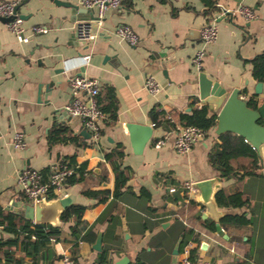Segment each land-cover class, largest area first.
I'll use <instances>...</instances> for the list:
<instances>
[{"label":"crops","instance_id":"obj_1","mask_svg":"<svg viewBox=\"0 0 264 264\" xmlns=\"http://www.w3.org/2000/svg\"><path fill=\"white\" fill-rule=\"evenodd\" d=\"M1 1L19 2L18 13L24 17L29 41H20L0 20V206L5 212L27 218L24 210L31 204L18 183V173L26 167L44 172L52 163L75 157L88 170L83 181L66 183L55 197L67 199L68 206H86L83 219L88 224L87 239L81 235L74 238V220L64 222L61 218L62 240L52 241L32 257L0 224V241L16 250L22 264H59L68 252L79 264H100L103 250L108 252L110 264L123 257L130 259L129 264H135L138 257L146 263L173 264V249L185 234V226L200 234L201 240L193 241L194 259L211 264H264V163L259 153V175H246L238 182L236 178L221 179L209 161L210 150L221 134L218 121L206 139L188 154H178L174 148L178 129L185 125L180 114L191 112L193 104H206L200 98L201 72L229 93L237 89L246 98L255 94L258 81L253 76L252 62L264 52V0H217L213 8L210 0H130L118 10L109 9L101 26L92 21L96 37L91 42L81 41L75 28L82 19L96 16V9L83 7L79 0H66L78 5V9L53 0ZM239 6L254 9L256 17L247 20L239 13ZM224 9L232 14H226ZM207 23H215L219 34L207 46L199 68L193 58L202 47L200 30ZM123 24L132 26L140 37L136 45L117 35ZM36 25L46 26L48 32L33 33ZM74 75L97 77L101 91L104 86L115 90L118 118L113 123L104 118L98 141L81 118L64 109L73 99L69 78ZM148 75L161 85L156 94L145 87ZM50 82L54 83L52 93L43 90L39 102V86ZM46 99L51 104L44 103ZM156 106L167 112L175 127L155 124L150 111ZM56 123L66 127L68 136L74 139L50 144L48 135ZM17 131L26 136L27 144L22 149L13 145ZM163 138L166 144L156 148L154 143ZM144 139L146 144H142ZM118 143L124 145L118 163L127 169L129 180L115 197L116 171L105 153ZM236 164L248 165L249 160L240 158ZM211 178L222 183L220 189L232 192L241 188L250 204L242 208L217 204L222 216L205 218L207 209L197 200L196 190L192 201L182 197L176 201L179 194L168 191L172 185L180 189L187 181ZM87 189L109 190L111 194L102 201L99 196L84 194ZM188 206L208 223L219 222L228 238L210 231ZM227 214L243 216L246 221L222 225L221 219ZM100 232L102 251L93 247ZM75 242L78 245L74 252Z\"/></svg>","mask_w":264,"mask_h":264},{"label":"trees","instance_id":"obj_2","mask_svg":"<svg viewBox=\"0 0 264 264\" xmlns=\"http://www.w3.org/2000/svg\"><path fill=\"white\" fill-rule=\"evenodd\" d=\"M167 2L169 0H161ZM217 0H210L211 8L215 7ZM128 4L130 0H125L124 3ZM253 76L258 82H264V52L257 55L253 59ZM248 94V92L244 93ZM100 109L104 112L105 118L108 123H113L118 118L119 102L115 93V90L111 86H104L102 91L97 97ZM259 100L255 94L248 96V105L251 108L256 109L258 107ZM150 115L155 124L166 123L169 126L175 127L176 123L167 116V112L156 106L150 111ZM180 121L185 125H196L209 133L216 125L218 121L217 113H212L208 105L197 106L193 104L192 110L189 113H181ZM260 124L264 125V119H260ZM68 129L61 124H54L48 135V141L50 144L58 142L72 141L74 138L69 137ZM124 152V145L122 143L116 144L112 149L105 153V159L110 162L116 171V185L114 190V196L117 197L122 192L123 188L127 186L129 175L127 169H122L118 160L121 154ZM240 158H246L249 160L248 165H237ZM63 161H67L74 172L67 178L68 184H75L83 181L88 173L87 166L80 164L76 161L75 157L65 158ZM209 161L212 166L218 171L220 178L223 180L236 178L238 182H241L246 175H259L257 169L259 167V156L257 150L241 135L234 132H224L218 135L209 153ZM49 168L44 170L43 173L47 175ZM84 194L88 196H99L102 201L109 198L111 192L109 190L94 191L87 189ZM57 195L51 193L50 199L55 198ZM176 201L181 199L180 195L176 196ZM216 202L220 207H235L242 208L250 204L249 197L241 190L236 188L234 191L229 192L227 189L222 188L216 193ZM188 209L195 216L197 220L202 221L210 231H217L215 223H208L203 220L200 215L195 214L194 207L188 206ZM86 210L85 205L71 204L68 206L61 218L64 222L74 220V225L71 228L74 238L87 239L89 232L87 231L88 224L83 219V214ZM243 216L227 214L221 219L222 225L226 223L245 222ZM0 224L3 226L4 231L10 233L16 240L17 245L27 255L34 257L39 251L48 248L52 241H61L63 238V231L61 227H54L48 224H38L30 219H27L19 214L13 212H5L0 206ZM185 236L183 238L180 250L190 240L200 241V234L196 233L193 228L185 226ZM78 242H75L73 251L75 252ZM195 250H192V256L195 255ZM1 261H5V264H22L20 258L16 257V250L12 247H8L5 243L0 241V264ZM111 260L108 257V252L103 250L99 256L100 264H110ZM135 264H153L141 261L138 257Z\"/></svg>","mask_w":264,"mask_h":264},{"label":"built area","instance_id":"obj_3","mask_svg":"<svg viewBox=\"0 0 264 264\" xmlns=\"http://www.w3.org/2000/svg\"><path fill=\"white\" fill-rule=\"evenodd\" d=\"M125 0H79L80 4L86 8L96 9L95 20L98 25L103 24L105 15L109 9L120 8L124 5ZM18 1H1L0 16L13 17L7 23L20 41H29V36L26 35V27L24 19L19 13L15 12ZM238 11L247 20H252L256 17L254 9L246 6H239ZM93 23L90 27L84 24L81 27L79 39L84 42H91L96 35L92 30ZM33 33H46L48 28L42 25L32 27ZM219 34L218 26L215 23H207L200 30L202 47L196 51L193 58V63L201 68L206 55L207 46L213 44ZM117 35L131 45H136L140 41V37L134 31L132 26L128 24L120 25L117 29ZM69 84L72 90L73 99L65 105V111L70 115L82 119L86 129H88L95 141L100 139L101 122L105 118L104 112L100 109L98 103V95L101 85L97 77L87 75H74L69 78ZM146 89L156 94L160 91L161 85L153 75H148L145 80ZM207 132L196 125H182L179 127L174 148L178 154L186 155L199 142L205 140ZM166 139H158L154 146L160 148L166 144ZM26 136L23 131H17L14 135L13 145L15 148L22 149L26 146ZM74 172L73 167L67 161H58L52 163L47 175L40 170L26 167L18 173V183L21 190L28 200L29 204L33 205L36 201L50 199L51 193L56 195L61 192L66 186L67 178ZM194 181L185 182L180 189L172 185L168 187L170 193L179 194L186 201H192V193L195 192ZM193 241L186 243L180 252V264H211L209 261L194 259L192 256ZM59 264H79L76 257L70 252L65 253L60 258Z\"/></svg>","mask_w":264,"mask_h":264},{"label":"water","instance_id":"obj_4","mask_svg":"<svg viewBox=\"0 0 264 264\" xmlns=\"http://www.w3.org/2000/svg\"><path fill=\"white\" fill-rule=\"evenodd\" d=\"M58 5L79 8L78 5L71 1L66 0H53ZM20 4L15 8V12L18 13ZM86 9V8H85ZM119 8H116L118 10ZM93 10V9H92ZM226 14L231 15V11L224 9ZM22 18L23 15H20ZM13 17H1L0 20L8 23ZM97 17L92 15L91 18L82 19L76 24V33L79 38L81 27H90L92 21ZM196 32V31H195ZM199 32V31H198ZM200 83V98L208 105L212 113L218 114V127L219 132L224 133L227 131L235 132L243 136L247 141L251 142L253 147L258 150L261 161L264 163V125L260 124V119H264V101L258 104L256 109L251 108L248 105V98L241 96V91L234 90L229 91L222 87V85L211 79L205 72L199 74ZM54 83L50 82L46 85L39 86L38 101L42 102L41 95L44 90L45 93L51 94ZM255 94L258 96V100L264 99V82H257L255 85ZM46 104H51L50 99L43 101ZM147 140L144 139L142 144H146ZM141 144V145H142ZM194 187L198 192L197 200L202 202L206 207V216L218 215L222 216V212L217 209L216 193L222 187V183L217 178H211L194 182ZM69 201L60 198H51L48 200L36 201L33 205H27L25 207L24 216L29 219H33L38 224H48L54 227H59L61 223V216L68 206ZM217 231L222 237L228 238L224 232L221 224L216 223ZM185 234L183 233L179 238L175 248L173 249V264H178V255L180 253V247ZM103 233L98 234L97 240L93 247L102 251ZM207 244L204 243L203 247ZM130 259L123 257L115 264H129Z\"/></svg>","mask_w":264,"mask_h":264}]
</instances>
